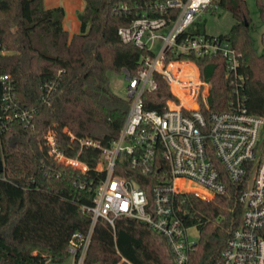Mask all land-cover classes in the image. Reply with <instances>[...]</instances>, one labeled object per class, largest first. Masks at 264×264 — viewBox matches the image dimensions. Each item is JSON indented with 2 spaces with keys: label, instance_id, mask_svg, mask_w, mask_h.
<instances>
[{
  "label": "trees",
  "instance_id": "1",
  "mask_svg": "<svg viewBox=\"0 0 264 264\" xmlns=\"http://www.w3.org/2000/svg\"><path fill=\"white\" fill-rule=\"evenodd\" d=\"M85 1L79 13L81 30L70 37L63 24V6L46 7L44 0H0V39L5 50L0 54V72L9 73L19 99L37 109L34 127L15 123L0 137L6 176L0 178V264L68 257L72 234L90 228L92 214L84 206L93 204L103 174L95 170L97 151L84 148L79 152L67 140L65 130L109 144L118 136L129 110L130 101L113 90L110 73H123L124 68L136 73L147 53L134 43L123 42L118 34L119 27L142 10L145 0ZM256 1L264 20V0ZM217 5L236 19L228 33L219 35L238 49L246 107L251 113L264 114V53L253 46L247 0H217ZM189 32L206 31L198 20ZM205 60L197 59L202 68ZM205 74L213 104L220 100L217 64L208 63ZM156 76L158 87L145 92V107L161 110L173 94L165 78ZM230 80L225 83L228 98L233 90ZM46 83H54L47 101L43 99ZM48 130L56 132L66 154L79 156L89 169L80 171L55 159L45 146ZM117 171L127 177L136 172L131 168ZM135 178L152 199L155 177L138 174ZM248 182L249 177L228 181L225 193L212 199L188 192L175 195L176 210L185 224L200 230L184 264H215L220 259L229 236L241 223L239 196ZM130 263L179 264L166 238L148 223L121 216L113 227L98 218L85 264Z\"/></svg>",
  "mask_w": 264,
  "mask_h": 264
},
{
  "label": "built area",
  "instance_id": "2",
  "mask_svg": "<svg viewBox=\"0 0 264 264\" xmlns=\"http://www.w3.org/2000/svg\"><path fill=\"white\" fill-rule=\"evenodd\" d=\"M142 7L129 24L118 29L123 42L147 50L136 73L123 69L130 106L118 136L102 144L65 130L79 152L92 148L99 154L95 170L103 176L95 187L93 204L84 206L92 214L90 228L72 234L64 261L46 257L35 264H85L98 218L115 227V219L121 216L148 223L166 238L176 261L184 264L196 241L176 210L175 195L188 192L210 199L225 193L228 181L248 177L239 196L241 223L215 264H264V114L251 113L246 107L239 52L231 41L207 32H189L203 14L218 7L217 0H145ZM4 51L0 39V54ZM197 59H206L203 68ZM210 62L223 75L217 92L220 100L213 104L205 74ZM187 68L192 73H185ZM157 74L165 78L173 94L161 110L145 107L144 94L158 87ZM228 78L233 89L229 98ZM53 90L54 83L45 84V101ZM36 114L35 107L19 99L12 76L0 72V137L15 123L34 127ZM45 146L58 161L80 171L89 169L79 156L65 153L55 131H47ZM3 167L0 178L5 179L4 161ZM130 168L136 171L132 177L117 171ZM138 174L155 177L152 199L135 178Z\"/></svg>",
  "mask_w": 264,
  "mask_h": 264
},
{
  "label": "rangeland",
  "instance_id": "3",
  "mask_svg": "<svg viewBox=\"0 0 264 264\" xmlns=\"http://www.w3.org/2000/svg\"><path fill=\"white\" fill-rule=\"evenodd\" d=\"M247 6L249 8L250 16L252 19L250 33L253 41V46L257 52L264 53V44L262 42V34L264 32V20L261 17L260 8L256 0H247ZM199 22L204 25L205 31L207 33L219 35L228 33L233 24L236 22V19L229 10L218 6L215 13L207 12L203 14L202 17L199 19ZM167 29L168 28L161 29V32H166ZM159 48L160 43H157L155 50L158 51ZM184 72L190 74L192 73V69L187 68ZM110 82L115 92L125 96V89L128 84V80L123 73L118 71H112L110 73ZM216 84L218 86L219 91L223 84V75L220 71H218ZM216 105L221 106L219 104ZM209 198L212 199V197ZM188 235L192 240L197 241L200 236V230L198 226L194 225L189 227Z\"/></svg>",
  "mask_w": 264,
  "mask_h": 264
},
{
  "label": "crops",
  "instance_id": "4",
  "mask_svg": "<svg viewBox=\"0 0 264 264\" xmlns=\"http://www.w3.org/2000/svg\"><path fill=\"white\" fill-rule=\"evenodd\" d=\"M46 7L63 6L65 10L63 24L70 37L81 30L79 13L85 8V0H44Z\"/></svg>",
  "mask_w": 264,
  "mask_h": 264
},
{
  "label": "water",
  "instance_id": "5",
  "mask_svg": "<svg viewBox=\"0 0 264 264\" xmlns=\"http://www.w3.org/2000/svg\"><path fill=\"white\" fill-rule=\"evenodd\" d=\"M3 161H2V158L0 157V172L3 171Z\"/></svg>",
  "mask_w": 264,
  "mask_h": 264
}]
</instances>
